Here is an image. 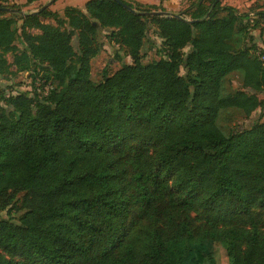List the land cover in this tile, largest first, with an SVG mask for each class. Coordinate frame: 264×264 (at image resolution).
I'll use <instances>...</instances> for the list:
<instances>
[{"label":"trees","instance_id":"obj_1","mask_svg":"<svg viewBox=\"0 0 264 264\" xmlns=\"http://www.w3.org/2000/svg\"><path fill=\"white\" fill-rule=\"evenodd\" d=\"M119 1L134 13L86 0L62 16H18L0 0V79L13 68L52 83L40 98L0 86V211H23L17 223L0 220V264H215V242L230 264H264V220L254 215L264 213V119L229 128L263 104L264 50L229 43L249 15L219 0L167 17ZM48 16L55 25L40 20ZM104 29L131 64L93 84ZM150 29L162 56L142 64ZM231 75L251 93L232 90Z\"/></svg>","mask_w":264,"mask_h":264},{"label":"rangeland","instance_id":"obj_2","mask_svg":"<svg viewBox=\"0 0 264 264\" xmlns=\"http://www.w3.org/2000/svg\"><path fill=\"white\" fill-rule=\"evenodd\" d=\"M82 1L85 0H36L32 3H27V0H2V3L5 4L8 8L12 9L14 13H18V16H24L31 13H38L42 7L50 13H55L58 16H62L63 10L66 6L76 7L84 10V6L81 5ZM131 1V0H130ZM133 1V0H132ZM164 1V0H162ZM183 5L176 9V13L183 11L187 6H189L194 0H183ZM210 0H205L204 5L207 7ZM135 2V1H133ZM222 6H230L237 10L238 13L248 14L249 21L242 19L240 21L241 26L244 27V31L236 33L230 40L229 43L233 46L234 49H241L247 43L251 41L256 45L258 50H264V0H219ZM137 3V2H136ZM139 5V4H138ZM144 6V4H142ZM149 6V5H147ZM146 6V7H147ZM157 9H163L158 6ZM160 11V10H158ZM164 12H166L163 9ZM219 16L223 14H218ZM8 16V15H7ZM40 20L44 24L55 25L52 16L40 17ZM15 27L18 29L17 37L15 39L14 45L15 48L20 51L23 47V37L20 32V20L15 18ZM26 32L31 35L38 34L39 31L36 29H27ZM109 30H100L96 36V44L99 47V51L95 57L90 60V81L93 84H97L101 79L103 72L107 75L113 74L117 71L120 66L124 64H131V60L125 55L124 48L117 46L112 41H110L108 35ZM161 41L155 36L153 29L148 31L147 40L144 42L141 49V58L142 64H148L151 61L158 60L162 54L160 50ZM71 46L75 52V57L79 54V46L77 36L74 35L71 38ZM188 48L184 49V52ZM6 59L11 63L12 55L7 54ZM75 60H73L74 62ZM35 69H39L41 74L48 73V69L45 65L41 67L35 66ZM9 72L11 75L10 81L0 79V86L5 88L9 93L15 88L20 89L21 91L27 89L30 83L29 71L23 73ZM10 71V70H8ZM7 73V72H6ZM183 71L180 69L179 74L182 75ZM230 87L234 91H246L251 93V90L244 89L242 86L241 78L237 75L230 76ZM259 100L263 101V104L260 108L256 109L248 120H236L234 121L229 128L237 129L240 126L248 125L252 121L259 120L260 117L264 119V93H257ZM4 107L3 101H0V108ZM23 194L20 193L16 196L15 204L18 206ZM23 213V211L15 212L13 210H3L0 211V220H9L13 223H17L18 218ZM254 215L257 217V220H264V213L260 210H254ZM190 218H194V215H190ZM238 223H244V219H238ZM193 225L197 226V222H193ZM144 228V222H139L137 225L132 226L128 230V235L131 236L135 232ZM212 252L215 264H230V261L225 253V250L221 243L215 242L212 245Z\"/></svg>","mask_w":264,"mask_h":264},{"label":"built area","instance_id":"obj_3","mask_svg":"<svg viewBox=\"0 0 264 264\" xmlns=\"http://www.w3.org/2000/svg\"><path fill=\"white\" fill-rule=\"evenodd\" d=\"M263 59V58H261ZM30 76V83L29 87L23 91L20 89L15 88L10 93L8 92L7 95L15 96L20 93H30L37 95L38 98L46 97L50 90L52 89V83L50 79L43 78L40 74L34 71H29Z\"/></svg>","mask_w":264,"mask_h":264},{"label":"crops","instance_id":"obj_4","mask_svg":"<svg viewBox=\"0 0 264 264\" xmlns=\"http://www.w3.org/2000/svg\"><path fill=\"white\" fill-rule=\"evenodd\" d=\"M139 4L149 5V6H160L169 14H176V9L180 8L184 1L183 0H133ZM86 0L82 1L81 5L84 6ZM79 9V8H78ZM82 10V9H81Z\"/></svg>","mask_w":264,"mask_h":264},{"label":"water","instance_id":"obj_5","mask_svg":"<svg viewBox=\"0 0 264 264\" xmlns=\"http://www.w3.org/2000/svg\"><path fill=\"white\" fill-rule=\"evenodd\" d=\"M51 1L54 2L55 0H51ZM113 1H115L117 4H119L126 11H128L130 13H134L133 9L129 8L127 5H125L121 1H119V0H113ZM43 9H44V7H42L40 9V11L43 10ZM31 14H36V13H31ZM149 15H151V16H163V17H167V16H170V15L174 16V14H169V13L164 12V11L151 12V13H149Z\"/></svg>","mask_w":264,"mask_h":264}]
</instances>
